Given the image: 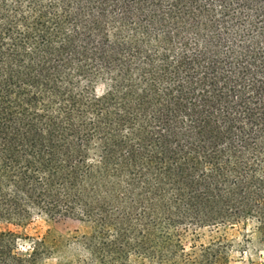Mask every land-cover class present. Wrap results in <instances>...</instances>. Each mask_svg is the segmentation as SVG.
I'll use <instances>...</instances> for the list:
<instances>
[{
    "label": "trees",
    "instance_id": "obj_1",
    "mask_svg": "<svg viewBox=\"0 0 264 264\" xmlns=\"http://www.w3.org/2000/svg\"><path fill=\"white\" fill-rule=\"evenodd\" d=\"M0 264H264V0H0ZM72 248V249H70Z\"/></svg>",
    "mask_w": 264,
    "mask_h": 264
},
{
    "label": "rangeland",
    "instance_id": "obj_2",
    "mask_svg": "<svg viewBox=\"0 0 264 264\" xmlns=\"http://www.w3.org/2000/svg\"><path fill=\"white\" fill-rule=\"evenodd\" d=\"M13 233L21 237L19 244L24 249H27L32 241H40L43 238H51L55 235L70 237L74 235H82L87 233V228L79 222L67 218H58L54 221L46 222L43 219L36 218L29 225L25 227L14 226L11 224L0 223V233ZM199 238L195 239L189 235L185 239V245L190 246L192 242L206 245L211 241H215L220 237H224L227 242L232 244V249L229 254V264H248L249 256L242 254L239 247L242 245V231L234 230H220L219 232H211L209 230H201L198 232ZM72 249V248H70ZM43 264H58L56 257H48L43 261Z\"/></svg>",
    "mask_w": 264,
    "mask_h": 264
}]
</instances>
